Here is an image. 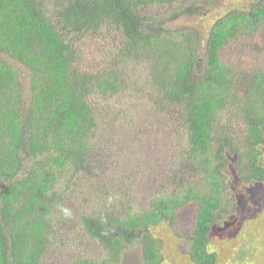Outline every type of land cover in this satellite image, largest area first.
I'll return each instance as SVG.
<instances>
[{
    "label": "trees",
    "instance_id": "obj_1",
    "mask_svg": "<svg viewBox=\"0 0 264 264\" xmlns=\"http://www.w3.org/2000/svg\"><path fill=\"white\" fill-rule=\"evenodd\" d=\"M217 1L0 0V264H62L44 259L70 237L69 246L85 237L100 243L101 262L77 253L63 264H118L135 242L140 264H162L153 230L175 224L186 206L196 208L179 263L215 264L209 233L234 211L223 208L237 191L231 177L243 186L264 179V70L246 75L220 52L264 24V0L214 21L202 65L195 30H164L160 15L141 14L177 8L172 22L193 14L194 3ZM88 38L114 41L95 58L82 51ZM131 65L145 70L142 83L138 71L130 82ZM139 85L179 131L168 187L146 203L111 178L100 184L102 150L94 147L95 101L137 94ZM84 192L101 202L91 213L76 208L73 221L68 206Z\"/></svg>",
    "mask_w": 264,
    "mask_h": 264
},
{
    "label": "rangeland",
    "instance_id": "obj_2",
    "mask_svg": "<svg viewBox=\"0 0 264 264\" xmlns=\"http://www.w3.org/2000/svg\"><path fill=\"white\" fill-rule=\"evenodd\" d=\"M259 1L218 0L214 3H194L193 8L196 10L193 14H182L172 22L168 21L169 13L179 11L177 8L171 10L146 8L141 15L149 18L160 15L164 21L162 26L164 30L182 28L195 30L198 36L197 54L202 65L204 61L201 58L205 57L206 41L214 21L227 13L246 12ZM113 41L105 44L104 40L88 38L82 51L86 55L98 58L108 54L106 47L108 44L112 45ZM94 44L99 48L104 45L106 52L98 53ZM220 57L225 64L233 65L234 69L246 75L248 72L264 70V24L254 34H242L231 43H227L221 50ZM137 69H133L132 65L127 69L131 83L137 71V75L143 74L141 83L143 81L145 70ZM247 80L248 77L245 82ZM141 89L142 86L139 85L137 94L124 93L126 96L123 98L108 102L95 101L98 128L94 132V147L96 150H102L99 154L102 170L98 176L100 184L108 183L107 178H111L114 180L112 183L118 182L120 192L131 190L136 201L146 203L150 197L160 194L168 187L167 179L173 176L170 168L177 151L176 134L179 131L172 112L160 108L162 105L156 107L154 101L153 103L150 101V98L155 99L156 94L149 91V88L144 91ZM260 159L264 165V145L261 148ZM236 178L234 181L231 177L232 185L237 188L234 198L230 199L228 194V200L223 207L227 211L234 208V211L229 215L222 214L219 224L212 225L208 251L216 253L215 264H264V179L252 188L257 192L248 193L245 190L248 186H243L239 177ZM72 196H76L75 193ZM100 202L101 199H95L87 192L76 196L68 206L71 218L73 221L78 220V217H75L78 215L76 208L91 213L94 208L99 207ZM195 208L186 206L179 210L175 224L169 223L153 230L161 243L162 264H183L179 263L183 255H179L178 250H181L180 245L184 243L180 237L189 235ZM66 221L69 222V219ZM78 229L79 227L75 226V230ZM71 238H68V242L58 250L56 247L48 250L44 262L61 261L63 264L71 257L73 259L77 256V253L101 262L100 243L85 237L69 246ZM79 246L81 249L74 251ZM169 255L175 258L171 259ZM140 258L141 246L135 242L118 264H140Z\"/></svg>",
    "mask_w": 264,
    "mask_h": 264
},
{
    "label": "flooded vegetation",
    "instance_id": "obj_3",
    "mask_svg": "<svg viewBox=\"0 0 264 264\" xmlns=\"http://www.w3.org/2000/svg\"><path fill=\"white\" fill-rule=\"evenodd\" d=\"M262 182H263V181H262ZM247 186H248V188L245 189L246 192H248V193H250V192H257L255 188L252 189V188L254 187V185L250 186V184H248Z\"/></svg>",
    "mask_w": 264,
    "mask_h": 264
}]
</instances>
